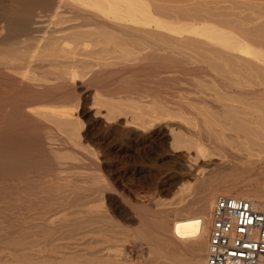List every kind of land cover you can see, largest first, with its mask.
I'll return each instance as SVG.
<instances>
[{
    "label": "bare ground",
    "instance_id": "obj_1",
    "mask_svg": "<svg viewBox=\"0 0 264 264\" xmlns=\"http://www.w3.org/2000/svg\"><path fill=\"white\" fill-rule=\"evenodd\" d=\"M259 1L264 3V0L238 1L242 9L239 21L244 23L243 25L245 23L255 25L261 21L260 25L264 26V12L256 13V9H253L249 12L251 17L244 14L248 7L256 6ZM142 3L143 0H8L6 4L0 5V256L10 257L9 262H13L12 264H127L131 259L127 260L128 262L125 261L126 255L130 253L132 255L133 252L127 253L126 246L130 245L127 235L128 238L130 235L126 226L128 223L134 225L135 222L141 226V228L136 226L142 230L141 232H144V229L145 232L148 230V234L142 233V238L136 234L137 230H133L140 239L139 241L137 238V241L144 242V244L141 243L144 249L142 246L136 249H141V252L145 250L148 256L152 255V263L203 264L204 258L199 251V246L206 241L212 202L217 196L236 197L228 196L237 187L234 182L221 183L220 181L219 184L211 180V175H208L211 179L208 177L206 179L205 172L203 174L201 169H194L192 173L184 172L174 177L177 182L184 180L180 183V192L187 195L188 201L185 207L190 213L173 214L168 221L161 211L144 209L143 214L138 215L139 221H136L135 215L130 210L132 207L129 209L127 204L133 202L134 206L137 200L134 199V201L129 195L132 199L129 202L124 197L120 198L113 194V187H118L113 179L111 185L94 184L93 179L96 180L93 178L94 173L99 174V179L105 176L102 166L106 164L109 155L108 149L111 145L108 139L110 136L112 139V135L118 134V131L115 126L106 124L107 122L104 124L99 118L92 116L86 121V132L83 138L86 143L89 142L93 150L98 149L101 154H99L101 159L95 168H91L92 164L88 163L73 165L59 162L49 155L45 144L46 135L44 136L43 129H40L44 124L40 125L39 119L37 122L33 116L40 115L41 118V115H45L36 107L42 106L41 108L46 109L53 104H64L69 94L62 90L65 89L64 87L60 89L44 84L48 82L47 76L52 75L49 69L51 67L62 69L64 63L60 61L63 58L61 54L69 50L74 53L71 48L80 46L88 52L96 35L112 42L116 30L112 23L132 24L145 28L152 26L158 31H168L176 36L183 31H188V34L202 38L219 48L213 56L207 51L210 57L216 56L218 60L225 61L230 66L232 64L235 66L240 61L244 62L243 68L241 65L236 66L242 69V72L240 71L236 90L230 91L231 95L233 92L235 94L233 96L237 98L236 113L240 116H238L239 120H236L238 122L235 123V128L232 127L233 136L228 135L239 142L237 143L240 154L228 155L222 147L214 144L215 141L213 143L212 140H205L200 137L201 135L192 134V140H194L193 144L198 156L205 157L206 152H210L212 156H219L222 161L224 160L222 164H210L219 175L231 176L232 181L239 180L246 184H254L257 180L260 181L258 177L264 176V31L251 34L242 32L244 36L240 37V34L239 36L236 34L237 32L234 34L232 30L217 26L213 20L210 22L209 16L201 24L199 20V23L194 21L198 24L186 25L188 27L183 30L181 29L183 26L179 25V28L169 25L164 22V19L162 21ZM59 14H62V17ZM59 16L60 19H58ZM56 23L69 25L62 30L61 28L60 30L52 29V25ZM242 23H240L241 26ZM84 28H98L99 31H81ZM71 30L74 31L71 35L69 33L67 36L59 35L61 32ZM117 32L119 33V29ZM153 39L157 40L158 37ZM139 40L137 38V42ZM189 43L191 44L190 41ZM192 45L193 48L194 44ZM220 49L225 52H221ZM229 54L236 55L237 60L232 59L234 56L230 57L231 61L227 59L229 56L226 55ZM29 74H33L36 81H34L35 78L28 79ZM70 74L72 78L77 77L76 71L72 70ZM29 80L30 82L33 80L34 84L29 83ZM219 80V82L215 80L214 84L211 83L221 86L224 90L225 87L230 90V86H225L223 81ZM80 95V100L84 102L89 97L88 91H83ZM50 114L54 117L68 116L58 112H50ZM82 114L87 115L86 108ZM129 132L136 131L129 130ZM120 136L118 138L121 141ZM121 143L124 144L122 141ZM226 151H228L227 148ZM172 157L176 161H184L183 155L172 154ZM91 171L93 175H90ZM197 172L200 174L197 175ZM124 173L118 168L113 172L114 176L118 174L120 178H123ZM134 174L135 172L130 173V175ZM223 176L221 178H224ZM171 184L169 180H164L161 182V188L169 192ZM244 194L242 199L252 202L258 210L264 211L263 191ZM10 211L13 220L10 214H7ZM141 232L138 231V233ZM135 234L132 233L133 236H136ZM132 243L131 248L134 247ZM130 256L129 258L132 257ZM132 262L134 261L131 260Z\"/></svg>",
    "mask_w": 264,
    "mask_h": 264
},
{
    "label": "rangeland",
    "instance_id": "obj_2",
    "mask_svg": "<svg viewBox=\"0 0 264 264\" xmlns=\"http://www.w3.org/2000/svg\"><path fill=\"white\" fill-rule=\"evenodd\" d=\"M2 1L6 4L8 0H0V5L4 4ZM238 1L240 0H143L142 5L146 8L149 7L152 14L154 13V15L161 18L162 21L164 19V22H167L169 25L171 24V26L175 27H179V25L183 26L181 28L183 30L186 29L185 27L192 25V23H197L194 21L199 20L201 24V22L208 19L207 17L209 16L210 22L213 20L214 24L217 26L227 28V30L230 31L232 30L234 34L237 32L236 34H240V37L244 36L242 32L251 34L257 31H264V26L260 25L261 21L257 23L259 25H252L250 23H245V25H243L244 23L239 21L242 9H240ZM260 4L262 5L260 6ZM263 7L264 3L259 1L256 6L252 5L248 7L247 12H244V14L250 16L249 12L253 9H256V11L254 10L256 13H263ZM59 15L62 17V14ZM60 16L58 19H60ZM54 20L56 21L57 17ZM240 23H242L243 27ZM56 24L52 25V29L60 30L61 28L62 30L69 25L68 23H61V25H58V23ZM112 26L116 27L112 42H108L105 37L101 38L98 35L95 37L93 36L94 40L92 41L91 48L88 49L89 54L86 49L83 50L80 46H78L79 48H71L74 53L69 50L66 52L67 54H61L63 58H61L60 61L64 63V66L61 67L62 69L56 67H51L49 69L52 75L50 74L47 76L49 83L46 82L44 84L48 86L52 85V87L60 89L64 87L65 89L62 90H64L66 94L69 93L64 104H53L54 106L52 105L50 108L46 109L41 108L42 106L36 107L39 111L44 112L45 115H41V118L39 117L40 115L33 116L37 119V122L39 119L40 125L44 124L43 127H40V125L39 127L43 129L42 133L44 136L46 135L45 144L53 160L57 159L56 161L69 164L72 163L73 165L88 163L92 164L91 168H95L96 164H98L101 159V154L97 148V151L93 150L89 142L86 143L83 138L86 132V121L89 119L88 117L92 116L99 118L104 124L107 122L106 124L115 126L118 131L117 133L121 135L114 134L112 135V139L111 136L108 139L111 146H109L108 149L109 155L106 164L102 166L104 169L103 175L105 176L99 179V174H97V172L94 173L95 177L93 178L96 179H93V181H95L94 184L111 185V180L113 179V182L118 184V187H113V194H116L120 198L124 197V199L129 202L132 199L137 200L134 206L133 202L127 204L129 209L132 207L130 210L135 215L136 221H139L140 216L138 215H142L144 209L161 211L168 221L171 220L173 214L184 215L188 212L190 213L189 209L187 210V207H185L188 201V199H186L187 195L180 192V183L184 180L177 182L174 177L184 172L192 173L194 169H201L200 171H202L203 174H207L206 179L211 177V180H214L216 183L219 182V184L220 181L221 183L234 182L237 187L228 196L244 198V193L248 194L253 191L259 192L260 190L264 192V176L258 177L260 181L257 180V183L254 182V184H246L239 180L238 182L236 181V183L232 181V178H230L231 176L227 175H225V179L223 176L224 174L219 175L215 168L210 165L211 163L222 164L224 160L222 161L219 156H212L210 152H206L209 154H206L205 157L198 156L197 150L193 144L194 140H192L193 135H201L200 137L203 139L205 138V140H212L213 143L215 141L216 143L214 144L222 147V149L225 150L224 152L228 153V155L234 154L235 156V154H240L238 148L239 142L235 141L234 138H230V136L234 134V129L232 127L238 122L236 120H239L238 116H240L236 113V111H238L236 106L237 98L233 96L235 95L233 92L231 95L230 91L236 90V83L240 80V73L242 72V69L238 67L241 65V68H243L244 62L240 61L239 64L235 66L232 64V66H230L225 61L218 60L215 55V58L210 57V55L212 54L211 56H213L219 48L217 47V49L216 46L207 43L202 38L188 34V31H186L187 34H184L186 32L183 31L182 34L176 36V34L168 33V31H158V29L152 26L145 28L117 22L112 23ZM90 29L84 28L83 30L81 29V31H99L98 28ZM117 29H119V33ZM122 30L125 31L122 32ZM73 32L72 30L66 31L65 33L61 32L59 35L67 36L68 33L71 35ZM129 32L130 34H128ZM150 35H152L153 38L157 36L158 39L155 40ZM160 37L163 39L161 40ZM137 38L141 41L139 40L140 42H137ZM192 43L194 44V49L191 47L193 46ZM195 45L197 47L200 46V48H195ZM123 48H125V50ZM220 51L223 52L224 50L222 51V49H220ZM65 54L67 56H65ZM226 56H229L227 59L229 58L230 61L232 59L237 60V57H235L236 55L229 54ZM232 56H234V58ZM230 57H232V59ZM70 64H72L73 67L72 65L70 66ZM234 64H236V62H234ZM72 70L76 71L77 77L72 78L70 74ZM56 74L60 78H56ZM32 78H35L34 81H36V77L33 74H29L28 79ZM55 78L58 80L56 81ZM214 78L217 82L221 79L225 86H230V90L226 87L224 90L217 84L213 85L215 83ZM63 79H65V81ZM32 81L30 82L29 80V83L34 84ZM83 91H88L89 93V97L85 102L80 100V94ZM85 108L87 115L82 114ZM229 110H232V112H229ZM55 111L61 114H68V116L58 115L54 117L50 112L56 113ZM232 122L234 124H232ZM129 130L136 132L130 133ZM119 136L122 137L121 141L124 142V144L121 143L118 138ZM217 142L219 143L217 144ZM119 144H121V146ZM226 148L229 152L226 151ZM237 148L238 151L236 152ZM172 154L183 155L184 161H176L172 157ZM116 168L121 172H125L124 176H122L123 178L118 177V174L114 176L113 172ZM210 170L211 172H209ZM214 171L215 173H213ZM131 172H135V174L130 175ZM198 174H200V172H197V175ZM90 175H93V171H91ZM208 175L211 176L209 177ZM222 176L224 178H221ZM164 180H169L170 184L173 183L168 189L169 192L163 191L164 189L161 188V182ZM175 182L177 184H175ZM129 195L133 198L131 199ZM135 206L137 208H135ZM138 209L140 210L138 211ZM191 213L193 214V212ZM7 214H10V218L13 217L11 211ZM128 224L126 227L129 229L127 230L130 235L129 238L135 239H129L127 235V240L130 245L128 244V246H126L128 250L126 251L127 253L132 251L133 253L132 255L130 253L132 257L127 254L128 256L126 255L125 261H129L130 259L134 261L132 263L131 260L129 262L127 261V264H155V262H151V258H153L152 255L148 256V254H145V250L141 252V249H136L138 246H142L144 249V242L142 241L143 244H141L142 242H138L137 238H142V233L146 230L142 227L144 232H141L142 230L138 229L141 228L138 222H135L134 225ZM132 225L133 227H130ZM136 226L139 227L137 228ZM133 230H137V233H135L137 235L139 234V237ZM138 231L141 233H138ZM132 233L137 237L133 236ZM131 243L135 248H131ZM201 250H205V242L203 245L199 246V251L204 258L203 255L205 251L203 252ZM139 253L142 255H139ZM3 256L4 255L0 256V264L13 263L11 261L9 262V260H11L10 257ZM129 256L131 258H129Z\"/></svg>",
    "mask_w": 264,
    "mask_h": 264
},
{
    "label": "built area",
    "instance_id": "obj_3",
    "mask_svg": "<svg viewBox=\"0 0 264 264\" xmlns=\"http://www.w3.org/2000/svg\"><path fill=\"white\" fill-rule=\"evenodd\" d=\"M203 264H264V211L217 196L210 208Z\"/></svg>",
    "mask_w": 264,
    "mask_h": 264
}]
</instances>
